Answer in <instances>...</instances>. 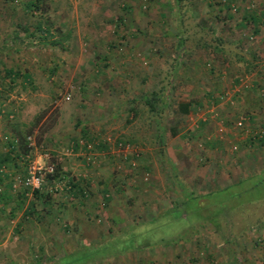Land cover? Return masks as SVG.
I'll list each match as a JSON object with an SVG mask.
<instances>
[{
    "label": "rangeland",
    "instance_id": "1",
    "mask_svg": "<svg viewBox=\"0 0 264 264\" xmlns=\"http://www.w3.org/2000/svg\"><path fill=\"white\" fill-rule=\"evenodd\" d=\"M244 117L264 0H0V264H264Z\"/></svg>",
    "mask_w": 264,
    "mask_h": 264
},
{
    "label": "built area",
    "instance_id": "2",
    "mask_svg": "<svg viewBox=\"0 0 264 264\" xmlns=\"http://www.w3.org/2000/svg\"><path fill=\"white\" fill-rule=\"evenodd\" d=\"M236 126L241 130L243 136L246 139H256L257 137H261L262 134L260 133H253L252 130L249 127V119L244 117L241 118L236 122ZM235 149H237L235 147ZM43 168H36L33 167L30 170V176L27 179L26 185L31 186L33 188H40L42 183H43V178H42V170ZM46 170L50 172H54V167L53 166H48Z\"/></svg>",
    "mask_w": 264,
    "mask_h": 264
},
{
    "label": "trees",
    "instance_id": "3",
    "mask_svg": "<svg viewBox=\"0 0 264 264\" xmlns=\"http://www.w3.org/2000/svg\"><path fill=\"white\" fill-rule=\"evenodd\" d=\"M179 2H181L182 0H178ZM252 20L255 21V18L252 17ZM148 105H150L153 108L152 103L148 102ZM181 108L183 110L184 113H188L190 111L191 108V104L187 103V104H182ZM251 142L253 143H259L260 145L264 144V133H262L261 137H257L256 139H250ZM194 200L191 197H187V204L190 202L192 203ZM190 205V204H189Z\"/></svg>",
    "mask_w": 264,
    "mask_h": 264
},
{
    "label": "crops",
    "instance_id": "4",
    "mask_svg": "<svg viewBox=\"0 0 264 264\" xmlns=\"http://www.w3.org/2000/svg\"><path fill=\"white\" fill-rule=\"evenodd\" d=\"M175 189L180 190V192L183 191V188H181V187H180V189L179 188H175ZM184 192L186 193L187 191H185V189H184ZM185 204H187V202H185Z\"/></svg>",
    "mask_w": 264,
    "mask_h": 264
}]
</instances>
